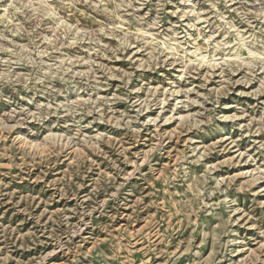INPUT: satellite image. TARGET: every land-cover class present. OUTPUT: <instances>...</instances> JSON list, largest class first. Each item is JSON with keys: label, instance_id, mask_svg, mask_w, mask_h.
<instances>
[{"label": "rangeland", "instance_id": "374dc122", "mask_svg": "<svg viewBox=\"0 0 264 264\" xmlns=\"http://www.w3.org/2000/svg\"><path fill=\"white\" fill-rule=\"evenodd\" d=\"M0 264H264V0H0Z\"/></svg>", "mask_w": 264, "mask_h": 264}]
</instances>
